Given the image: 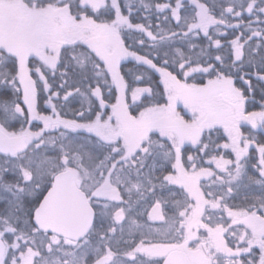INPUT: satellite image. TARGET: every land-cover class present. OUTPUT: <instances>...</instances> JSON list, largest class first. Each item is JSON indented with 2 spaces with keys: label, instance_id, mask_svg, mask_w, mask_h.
<instances>
[{
  "label": "snow or ice",
  "instance_id": "6c2138e0",
  "mask_svg": "<svg viewBox=\"0 0 264 264\" xmlns=\"http://www.w3.org/2000/svg\"><path fill=\"white\" fill-rule=\"evenodd\" d=\"M9 33L0 264H264V0H0Z\"/></svg>",
  "mask_w": 264,
  "mask_h": 264
},
{
  "label": "flooded vegetation",
  "instance_id": "af4514ba",
  "mask_svg": "<svg viewBox=\"0 0 264 264\" xmlns=\"http://www.w3.org/2000/svg\"><path fill=\"white\" fill-rule=\"evenodd\" d=\"M8 37H9L8 39L1 40L0 45L4 46L6 48H13V49H18L21 46L20 41L16 38V36L14 34L8 35ZM13 37H15L16 39L12 40ZM173 125H175L174 122L172 124H171V122H169L170 127H173ZM134 128L136 130V133H135V135H136L137 134V128L136 127H134ZM135 135H133V136H135ZM253 223H256V222H253ZM257 227H260V225L257 224Z\"/></svg>",
  "mask_w": 264,
  "mask_h": 264
},
{
  "label": "rangeland",
  "instance_id": "374dc122",
  "mask_svg": "<svg viewBox=\"0 0 264 264\" xmlns=\"http://www.w3.org/2000/svg\"><path fill=\"white\" fill-rule=\"evenodd\" d=\"M8 35H12V33H9V34H0V41L1 40H3V39H8L9 37H8ZM7 36V37H6ZM14 39H16L15 37H13L12 38V40H14ZM181 103H183V100H181L180 101ZM173 123V121L171 122V124ZM175 123V122H174ZM175 125H173V127H174ZM134 127V126H133ZM135 133H136V130L134 129V130H129V128H128V134L130 135V136H133V135H135Z\"/></svg>",
  "mask_w": 264,
  "mask_h": 264
},
{
  "label": "water",
  "instance_id": "95a60500",
  "mask_svg": "<svg viewBox=\"0 0 264 264\" xmlns=\"http://www.w3.org/2000/svg\"><path fill=\"white\" fill-rule=\"evenodd\" d=\"M130 129H131V130H134L135 128L132 126V127H129V130H130Z\"/></svg>",
  "mask_w": 264,
  "mask_h": 264
},
{
  "label": "trees",
  "instance_id": "16d2710c",
  "mask_svg": "<svg viewBox=\"0 0 264 264\" xmlns=\"http://www.w3.org/2000/svg\"><path fill=\"white\" fill-rule=\"evenodd\" d=\"M170 122H172V121H170ZM174 122V121H173Z\"/></svg>",
  "mask_w": 264,
  "mask_h": 264
}]
</instances>
